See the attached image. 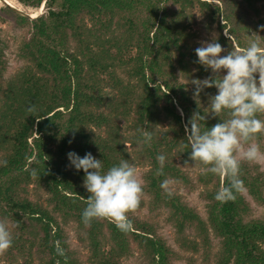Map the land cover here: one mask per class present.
<instances>
[{"label": "trees", "instance_id": "1", "mask_svg": "<svg viewBox=\"0 0 264 264\" xmlns=\"http://www.w3.org/2000/svg\"><path fill=\"white\" fill-rule=\"evenodd\" d=\"M16 1L33 9L43 4L44 12L31 18L7 4L0 6V221L13 237L12 246L0 254V263L126 264L134 244L144 264H173L172 250L150 221L128 214L127 231L109 219L83 222L90 194L83 187V170L69 165L67 153L74 151L81 157L92 153L102 160L105 171L121 160L144 167L142 189L148 209L166 211L181 249L201 250L208 260L212 231L220 241L213 264H264V218L246 219L251 208L241 193L245 189L264 205L263 173L242 161L241 187L234 190V199L220 203L214 196L228 184L227 178L205 174L206 166L190 159L185 124L195 111L207 112L208 95L217 90L205 89L197 105L194 85L181 81L180 75L190 79L211 75L210 69L196 63L187 29L191 8L211 4ZM241 1L252 9L256 0ZM213 6V16L221 13L218 5ZM222 17L230 19L227 13ZM261 26L264 17L258 20L260 30ZM12 49L25 64L5 81ZM120 70L125 80L117 74ZM105 74L111 82L101 77ZM228 118L225 113L209 115L200 122L202 130ZM141 130L152 133L149 145L142 143ZM159 154L166 156L162 171ZM189 165L199 170L195 181L183 167ZM169 183L188 190L200 186L206 218ZM29 185L44 189L46 205L29 197ZM69 223L83 235L89 251L86 260L70 248L64 228Z\"/></svg>", "mask_w": 264, "mask_h": 264}, {"label": "clouds", "instance_id": "2", "mask_svg": "<svg viewBox=\"0 0 264 264\" xmlns=\"http://www.w3.org/2000/svg\"><path fill=\"white\" fill-rule=\"evenodd\" d=\"M251 36L255 38H250L246 47L223 55L226 50L215 36L202 41L201 46L195 49L196 63L204 66L206 71L210 69L211 75L190 81L194 85L193 98L198 105L205 89L215 87L217 91L208 95L206 113L202 115L195 111L189 118L185 134L191 149L190 159L206 166L202 172L227 178L228 184L214 196L220 203L234 199V190L241 187L243 181L239 173L242 161H264V151L259 144L252 142L264 134V119L259 118L264 114V39L255 33ZM222 113L229 118L218 120L202 130L201 121L209 115L220 117ZM141 137L145 145L153 139L152 133L144 130H141ZM67 158L76 171L83 170V187L90 194L81 214L83 222L90 224L94 219H109L118 229L127 231L131 227L128 213L139 207L143 193L134 165L121 160L105 171L102 160L90 152L81 157L70 151ZM156 159L162 171L166 156L159 154ZM12 244L8 225L0 221V254Z\"/></svg>", "mask_w": 264, "mask_h": 264}, {"label": "rangeland", "instance_id": "3", "mask_svg": "<svg viewBox=\"0 0 264 264\" xmlns=\"http://www.w3.org/2000/svg\"><path fill=\"white\" fill-rule=\"evenodd\" d=\"M211 4V6L204 7V9L200 8V6L191 8V13L189 15L188 22V32L191 36V42L195 46V48L201 46V42L205 40H210L213 36L216 37L218 42L224 47L226 50L223 54H226L227 51L235 50V49H243L238 47L236 37L242 43L241 45L246 47L249 39H254L255 36H251L253 33L258 34L264 39V30H260L258 27V20L264 17V0H256L252 9H248L241 0H203ZM237 1V2H236ZM7 2V1H6ZM11 3H8L17 9L21 10L22 13L25 12L27 14H31V16H35L44 12V8L39 7L38 9H33L27 6L22 5L16 0H10ZM5 4L2 0H0V6ZM213 5H218L220 8V12L215 13L213 16V10L215 7ZM229 14L230 19L226 20L222 17L223 14ZM218 16H217V15ZM23 34V32H21ZM18 34V32H17ZM14 49L11 50L9 55L8 67L4 74V80H8L13 74L21 67L24 66V62L19 60L14 55ZM124 80L126 79V75L122 70L117 73ZM101 77L111 82L110 76L108 74L101 75ZM181 81H184L189 84L190 87L193 85L190 83L192 79L185 78L180 75ZM134 81V80H131ZM107 89V88H106ZM264 119V114H261V118ZM123 127V123H121ZM167 128L166 123L163 126ZM260 145L262 151H264V134H262L261 138L255 139L252 141ZM252 164L257 166V170L263 173L264 177V161L260 163L251 162ZM137 172V176L142 184V172L144 171V167L142 166H134ZM184 169L188 172L192 181H195L196 175L198 173V168L194 165L183 166ZM171 187L182 195V198L193 207L202 219L206 218L205 211V201L200 197V186L194 190H188L184 188L182 185L178 186V184L169 183ZM29 197L34 200H38L43 204H47L46 202V192L42 188H37L34 185L28 186ZM243 197L249 202L251 212L250 215L247 216L246 219L252 218H264V205H261L254 201L245 191L242 190ZM148 196L142 193L141 201L139 207L133 211L128 213L131 216L138 217L139 219L147 220L153 223L156 227L157 233L166 241L170 250L173 252L172 263L173 264H213L214 257L216 253L220 250V241L219 238L214 235L211 231L209 234L211 249L208 260L204 258L201 250L199 252H192L183 250L179 247L177 242L176 233L170 223L166 220V211L163 209H158L151 211L148 209ZM65 231L68 235V242L70 248L73 249L78 257L81 260L88 259L89 251L86 247L85 242L83 241V235H79L74 229V225L69 223L65 227ZM188 234H192L191 230L187 231ZM132 254L126 258V264H144V259L140 255L139 249H137L136 245L132 244ZM28 260L29 257H28ZM21 262V260H20ZM36 260H34L30 264H35ZM0 264H6L2 261ZM16 264H19V260Z\"/></svg>", "mask_w": 264, "mask_h": 264}, {"label": "water", "instance_id": "4", "mask_svg": "<svg viewBox=\"0 0 264 264\" xmlns=\"http://www.w3.org/2000/svg\"><path fill=\"white\" fill-rule=\"evenodd\" d=\"M2 1H3L5 4L9 5L10 7L16 9L17 11L22 12L21 10L17 9L16 7H14V6L8 4L5 0H2ZM41 8H43V4H42ZM23 13L26 14V15H28V16L31 17V18H34L35 16H37V15H35V16H31V14H27V13H25V12H23ZM41 13H42V12H41Z\"/></svg>", "mask_w": 264, "mask_h": 264}, {"label": "bare ground", "instance_id": "5", "mask_svg": "<svg viewBox=\"0 0 264 264\" xmlns=\"http://www.w3.org/2000/svg\"><path fill=\"white\" fill-rule=\"evenodd\" d=\"M5 1H7L8 3H11L10 0H5Z\"/></svg>", "mask_w": 264, "mask_h": 264}]
</instances>
